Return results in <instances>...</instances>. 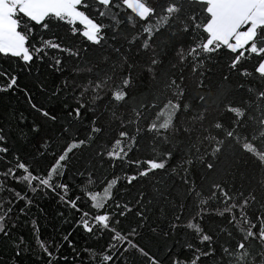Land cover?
Masks as SVG:
<instances>
[{
	"label": "snow or ice",
	"instance_id": "obj_1",
	"mask_svg": "<svg viewBox=\"0 0 264 264\" xmlns=\"http://www.w3.org/2000/svg\"><path fill=\"white\" fill-rule=\"evenodd\" d=\"M0 264H264V0H0Z\"/></svg>",
	"mask_w": 264,
	"mask_h": 264
}]
</instances>
